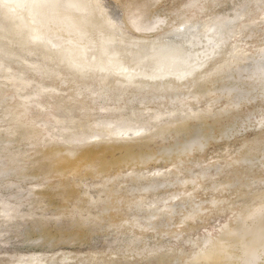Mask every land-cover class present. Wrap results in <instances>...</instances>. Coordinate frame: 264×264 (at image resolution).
Wrapping results in <instances>:
<instances>
[{"label": "bare ground", "instance_id": "obj_1", "mask_svg": "<svg viewBox=\"0 0 264 264\" xmlns=\"http://www.w3.org/2000/svg\"><path fill=\"white\" fill-rule=\"evenodd\" d=\"M157 2L127 0L125 17L104 26L101 21L104 9L97 0H0V73L6 74L0 75V80H6L0 82V107L9 121L0 130L3 136L12 137L9 140L0 137V151H10L13 136L26 141V155L21 151L18 156H0V183L5 189L13 187V191L0 198V236L9 230L19 231L21 227L20 232L27 234L24 222L26 226L38 227L48 220L57 223L60 215H67L69 226L90 228V225L103 224L113 226L122 235L125 231L132 232L126 240V251L152 262L172 248L169 245L150 248L140 255L136 245L142 236L149 231L163 233L164 228L159 227L169 226L175 215L180 224L199 216L202 203L191 200L192 192L201 186L200 178L205 180L212 175L208 168L215 164L201 166L196 173L190 172L187 176L179 173L190 167L180 164L210 139L211 135L201 131L202 127L212 128L219 116L229 112V107L236 108L244 101L264 96V44L250 50L245 47L248 43L244 39L257 30L254 28L258 24L264 31V11L260 16L235 24L234 39L231 41L232 37H228L222 41L225 32L220 31L227 25L226 21H210L211 17L201 20L197 15L212 2L186 0L181 7L184 9L170 21L167 15L149 11ZM263 3L264 0H255L254 8L259 9ZM43 21H51L52 27L43 28ZM118 22L139 37L131 38L114 31ZM169 24L168 31L170 28L174 31L166 33L164 25ZM68 29L74 33L68 34L71 38L64 35ZM158 31L166 32L161 37L153 35ZM2 44H15L16 50L12 52ZM227 46L231 48L224 55L222 49ZM31 55L40 57L27 61L25 57ZM10 64H18L26 77L11 73ZM24 91L25 97L20 96ZM221 98L224 104L214 108ZM96 110L101 114L94 116ZM207 118L214 120L208 123ZM232 126L224 133L229 134ZM192 127L193 134L179 139ZM172 133L174 142L154 151L148 149L151 141ZM262 139L263 136L256 135L252 146L256 147ZM50 141L65 146L46 147L44 143ZM87 142L95 145L77 150ZM62 151L68 154L58 155ZM31 152L41 153L42 160L36 167L46 168L43 172L24 173L25 168L28 169L24 158L27 162ZM251 156L252 152L247 151L227 161L226 165L249 161ZM158 158H170L173 169H137L139 164ZM112 162L128 168L117 170L111 176L108 167ZM50 171L57 177L69 173L73 177L83 174L82 177L99 176L100 179L72 181L83 186L79 194H74L68 178L56 180L54 188L60 187L59 197L77 201L66 213L59 202L53 204L55 193L41 188L46 184L41 182L48 178ZM28 177H35L38 183L34 181L26 189L22 188L19 183ZM235 180L239 177L222 182L213 180L209 188L222 191L237 183ZM170 184L177 189L159 193L161 186ZM90 188H95L96 194ZM250 197L252 204L238 211L232 218L233 224L225 222L214 236L204 235L197 242L187 238L197 250L183 257L180 264H231L234 261L236 264H263L260 260L264 259V189ZM206 200L216 205L219 198L211 196ZM23 202L29 207L25 211L20 209ZM187 202L189 208L183 211ZM51 205L54 208L47 213L46 206ZM37 209L40 212H36ZM118 215L121 218L116 217ZM115 217L120 219L116 221ZM179 234L174 230L171 236ZM38 238L43 239L44 246L53 244L54 236L47 232V227L35 238L24 237L31 243ZM76 238H79L76 232L62 233L56 242ZM46 252H32L23 255L24 258L13 253L14 257L4 260V264L84 261L98 264L99 261L95 255L82 256L72 251H54L50 255ZM138 262L135 257L129 264ZM104 264H120V260Z\"/></svg>", "mask_w": 264, "mask_h": 264}, {"label": "rangeland", "instance_id": "obj_2", "mask_svg": "<svg viewBox=\"0 0 264 264\" xmlns=\"http://www.w3.org/2000/svg\"><path fill=\"white\" fill-rule=\"evenodd\" d=\"M97 1L104 9V14L103 16H101V21L104 26L105 25L108 26L109 21L110 23H114V20L117 21L118 19H122L125 17L124 5L127 0H97ZM185 1L186 0H158V2L155 5L149 8V11L152 12L153 14L158 13L160 15H167V19L168 21H170L173 15L178 14L179 10L181 11L184 9L181 7H183L182 4ZM254 1L255 0H207V2L209 3L212 2V3L209 4L207 8L204 9L203 13H199L197 15L199 18H201V20H203V18H209V17H211L210 21L214 19H217L219 21L225 20L227 25H224L222 27V30L220 31V33H222L223 31L225 32V33L223 32L224 34L222 39V41H224L228 37H232L234 31L237 30L235 24L249 17L260 16L261 12L264 11V3L261 5L259 9H255L253 4ZM252 8H254V11L251 10ZM240 16H242V18H240ZM42 25L43 28L47 29L49 27H52V22L43 21ZM116 25L118 27H116L114 31L117 30L119 32L125 33L128 37L131 38L139 37L138 35L131 32L130 29L120 24L119 22ZM5 26L7 27L8 25L6 24ZM170 26H171L170 24L164 25V28L167 27V32L165 31L166 33H169L170 31H174L171 30V28L169 29L170 31H168V28ZM261 28L262 25L258 24L254 28V30L255 29L257 30H255V32L251 36H247L246 38H244L245 41L248 43L247 45H245V47L249 48L250 50H253L254 48L263 46L264 31H262ZM69 29L67 30L69 33L67 31H66L67 33H64L65 36H68V34H74ZM165 32L158 31L153 33V35H155L156 37H161ZM68 37L71 38L72 36H68ZM44 39L48 40V37H45ZM233 39L234 37L231 38V41ZM222 41L219 42L222 43ZM2 47L7 48L12 52L16 50L15 44H10L7 46L2 44ZM228 48L231 47L228 46L223 47L222 50L225 53L224 55H226V52L229 51ZM35 52L38 54V51ZM1 56L2 55H0V57ZM39 57L38 55L36 56L31 55L25 57V59L27 58V61H34V60L36 61L39 59ZM10 65L12 66V68L10 67L11 73L15 75H19L22 78L26 77V72H23L18 64H13V65L10 64ZM0 75L5 76L6 74L0 73ZM0 82H6V80H0ZM64 86L65 85H63V87ZM60 87H62V85ZM24 93L26 94V91L22 93L20 92V96H24ZM61 93L63 95L66 94L65 91ZM134 103L133 105H135ZM223 104H224V98H221L220 102H218L214 106V108L217 109ZM229 109H230L229 112L223 113L221 116L217 118V122L215 123V125L212 126V128H208V127H206L205 129L203 127L201 128V131L208 132L211 135L210 139L201 150L193 151V153H191V155L189 156L190 158L188 157L186 161H183L180 164V166L183 165L186 167H190V170L184 169L181 173H179L180 176L181 175L187 176L190 172L196 173L201 166H208L215 164L208 168V172L211 173L212 175L209 178H207L208 176H206L205 180H202L200 178V181H202L201 186H199L197 189H194L192 192L191 200L193 202L202 203V205L201 204L200 205L203 207V209L199 212L198 214L199 216H196L193 219H188L184 223L180 224L179 217L177 218V215H175L171 220L172 223L169 226L163 225L159 227V228H164L163 233H161L158 230L149 231L147 235H144L142 237L138 233V235L141 238L140 240L137 241L136 246L138 250L135 251L139 252L140 255L145 253L150 248L151 250H154L153 248L156 249V247L160 248L161 246L162 248H165L166 245L167 246L169 245V247L172 248V250L168 251L169 253L158 257V259H153L152 262H148L143 258H139L140 257L139 255L136 256V253H130L126 251V246H127L126 240L129 237L128 234L130 233V235H132L133 234L132 232L125 231L122 235V233H118V231L113 226L108 227V226H104L103 224H99V225L94 224V226L90 225L91 226L90 228L80 227V226H69L66 223L67 221L66 219H68L67 215L66 216L60 215L57 223H53L51 220H48V223L43 225H38V227H33L31 225L26 226V222H24L23 226L24 228L27 229V234L25 233V231L20 232L22 227L19 229V231L14 229L4 232L0 236V259H1L0 264H4V260H8L9 258L11 259L12 257H14V254L16 256L17 255L19 256L20 254V256L24 258L23 255L26 254L29 255L32 252H36V251L40 252L43 250L48 252V253L46 252L47 255L49 253L52 254V252L54 251H55L54 253L57 252L66 253L72 251L71 253H78L81 254L82 256H86V255L88 256V254L90 256L95 255L96 258L98 257L100 261V262L98 261V264H102V263L104 264V262H108L115 259L120 260V264L123 263L129 264V261L133 260L135 257L139 261L138 264H180L184 260L183 257H186L188 254L191 255L192 252L197 250V246L193 242L188 241L187 238L194 240V242H197L200 239H202L204 235L208 236L209 234L210 236H214L218 231V228L223 223L226 222L229 224H233L232 218L238 213V211H240L242 208H245L247 204H252V202L250 201L251 198L250 195H252L255 192H260L264 189V117H263L264 96L263 97L258 96L249 101H244L236 108L229 107ZM98 114H101V112L96 110L94 116H97ZM7 120L8 117L6 118L4 117V109L0 107V129H3L4 127L7 126V124H9L8 123L9 121ZM213 120H214L213 118H207L208 123H212ZM260 120L261 122L259 123ZM231 124H233V126L231 127L230 133L225 134L224 132L227 130L226 128ZM194 131L195 129L193 127L190 128L186 133L180 135L179 139L190 136V134H193ZM258 134L263 136V139L261 142L257 143L256 147L252 146L253 143L252 141L255 138V136ZM172 135L175 134L172 133L171 135L166 136L164 139H159V138L154 139L153 141L150 142L148 149H152L154 151L162 145L171 144L172 142H174ZM2 136H3L2 130H0V137ZM11 138H12L11 136H3L4 140H9ZM13 139L14 140L12 142V145L9 146L12 147L10 151L6 153L0 151V156L3 157L5 155L18 156V153L21 151L23 155H26L25 153L26 141L22 140L21 137H19L18 135L13 136ZM119 142L120 141H117V143ZM59 143L60 142L50 141L44 144H46L45 145L46 147L47 146L51 147L52 145H56L61 148L65 146V144H61V143L59 144ZM90 145H95V144L92 142L90 143L87 142L83 145H79L77 147V150L88 147ZM247 151L252 152V156L250 157L249 161L241 162V163L233 162V164L231 165L230 164L226 165L227 161H233L235 157H238L240 154L246 153ZM61 154L66 156L68 152L62 151L58 155ZM29 157L30 158L27 162L25 161L26 157L24 158V165L26 166L27 164L28 166L27 170L25 168L24 173L26 172L39 173V171L43 172L46 169L43 168L41 170L36 167L37 162L42 160L41 153L31 152ZM113 162L112 164L110 163L109 164L110 166L108 167V173H110V175L114 172H117V170L122 171L128 168V166L126 168V166L123 164H119L121 165L119 166L117 163L113 164ZM218 165L219 167L216 168V166ZM122 167H124V169ZM113 168H117V169L113 170ZM155 168H160L163 170L173 169V166L171 165V159L158 158L156 160H149L147 163L139 164L137 166V169H142V170H146V169L153 170ZM236 171H238V173H236ZM82 175L83 174H81V176L79 174H76L73 177L71 174L68 173L65 174V177L63 176L57 177L55 176L53 171H50L48 173V178L44 179L41 182V183L46 182V184H43L41 188L48 190L50 193H55V195L52 198L53 204L59 202L61 205H63V211L68 213L69 209L71 208V205L73 203H76L77 201L71 197L62 200L59 197V193H57L61 189L59 186H55L54 188V183L56 180L58 181L59 179H61L64 181L65 179L67 180V178L71 183L72 181L80 182L85 179L86 181L89 182L97 181L100 179L99 176L92 177L89 175H84V177H82ZM234 176H238L239 180H235V182L237 183L233 184L232 186H228L225 190L217 191L209 188V185H211V182L213 180H215V182H222L223 180L232 178ZM34 181L35 183L37 182L35 177H28L25 178L23 181H21L19 184L22 188L26 189V186L33 183ZM246 183L247 184L250 183L249 186ZM56 188H58L59 190ZM82 188L83 186L81 184L75 185L72 183V189L74 194H79ZM175 188L176 185H172V184L166 186L164 185L159 188L160 191L159 193L161 194L167 193ZM11 191H13V187L5 189L2 187L0 183V198H4L7 195V193ZM90 191L93 194H96L95 188H90ZM211 196L219 198V201H217L216 205L209 204L208 201L206 200ZM31 197L32 196H30L29 198ZM9 198L10 200L12 199L11 197ZM188 203L189 202H187L186 205H184L183 211H186V208L187 209L189 208ZM46 207L47 209L45 211L47 213L52 212V209L54 208L53 205ZM27 208L29 207L26 206L25 202H23L20 205V209L23 211H25ZM36 212H40V210L37 209ZM121 216L123 217L124 215L121 214ZM116 217H120V215ZM116 217L114 218L116 221H118L121 218L120 217L118 219ZM175 221H177L178 223ZM43 227L44 228L47 227V232L50 231L51 235L54 236V238H52L53 244H51L50 246H44V244H42L43 239L41 238H38L34 243H31L32 242L31 240L26 241L24 239V237H30L31 239L35 238L38 235V233L43 230ZM0 229L2 228L0 227ZM119 230L122 231L123 229L119 228ZM174 230L175 232H180V234L176 236H171L174 233ZM68 232L78 233L79 238L70 241L62 240L56 242L57 240L56 238H58L60 234L68 233ZM122 239L124 240L125 243H123ZM143 245H145V247L142 248ZM7 252L8 254H6ZM86 262L87 261H84L85 264L90 263V262L89 263ZM260 262L264 264V259L260 260ZM77 263L84 264L83 262H77ZM65 264H72V263L66 262ZM231 264H236V262L234 261Z\"/></svg>", "mask_w": 264, "mask_h": 264}]
</instances>
